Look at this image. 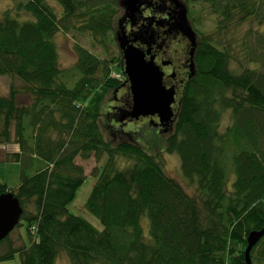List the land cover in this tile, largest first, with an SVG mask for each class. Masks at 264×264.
<instances>
[{
  "label": "trees",
  "instance_id": "16d2710c",
  "mask_svg": "<svg viewBox=\"0 0 264 264\" xmlns=\"http://www.w3.org/2000/svg\"><path fill=\"white\" fill-rule=\"evenodd\" d=\"M8 1L0 77L17 79L30 101L18 103L13 88L0 95V145H15L5 157L20 166L17 188L0 184V195L18 201L14 228L24 222L29 244L17 236L14 246L8 235L0 262L18 255L20 264H56L65 255L68 264H246L247 236L264 228V0H178L205 7L214 24L196 32L192 73L166 131L165 152L177 154L192 194L166 174L160 153H145L123 132L128 91L100 121L107 94L127 88L116 42L121 0H55L59 11L48 0ZM70 31L88 34L104 55L110 41L118 55L74 44L75 62L62 69L54 37ZM103 155L85 204L99 231L67 207L86 178L76 159ZM248 256L264 264V234Z\"/></svg>",
  "mask_w": 264,
  "mask_h": 264
},
{
  "label": "rangeland",
  "instance_id": "374dc122",
  "mask_svg": "<svg viewBox=\"0 0 264 264\" xmlns=\"http://www.w3.org/2000/svg\"><path fill=\"white\" fill-rule=\"evenodd\" d=\"M48 3L53 6L57 11L59 8L61 9L60 5L56 3L55 0H48ZM10 2L8 0H0V14L9 6ZM183 4V3H182ZM187 12H190V21H191V28L194 33H201V34H208L213 30V17L210 16L207 12L205 7H202L200 4H193L186 7ZM122 13V12H121ZM120 14V13H119ZM118 15L117 18H119ZM260 31L264 33V24L259 28ZM197 35V34H196ZM179 41V39H177ZM55 45L57 47L58 53V61L59 65L62 69L70 68L73 63L75 62V54L73 52V45L78 44L92 53L96 54L98 57L103 58H113L118 55V48L115 44L111 43L110 41L106 43L107 52H101V49L93 45L91 43V39L88 34H79L74 31H70L66 34L57 33L54 37ZM174 45V44H172ZM173 49L178 54H175L172 50L167 53V57H171L173 59H180L182 60L185 57L184 49L179 51V46L176 44V47ZM10 88H13L16 92V98L18 103L28 104L30 101V97L27 95L25 91V87L22 83H20L17 79L10 77V76H1L0 77V95L5 96L7 95ZM127 88L122 87L119 91L116 90L117 97H123L124 94L127 92ZM121 95V96H120ZM118 105L119 103L115 102L114 98L110 96V93L107 94L100 110V121L101 123H105L107 118L105 115L109 112V108L113 105ZM175 108V105L173 106ZM228 112H225L221 121V132L225 130L226 127L229 126V116ZM114 126L115 123L112 122ZM123 132L133 134L134 142L147 154L155 155L160 153V162H162L164 170L166 174L173 178L176 182H178L188 193H193V188L188 186L185 181L183 180L180 172V162L176 153H166V138L168 136L166 133H161L158 129H156L149 121L144 119H139L137 121L126 122L122 127ZM104 138L107 139V133L104 131L103 134ZM2 146L3 155L10 150L15 149V145L13 144H3ZM1 157V155H0ZM106 160V155H103L98 159V162L95 161L94 157H90L87 161H82L76 159V162L83 167L84 174L86 176L83 184L77 190L73 201L68 205L67 210L70 214L80 217L90 225H92L95 229L101 230V225L99 221L93 217L85 208L86 201L89 197V194L92 190L93 185L96 182V176L93 175V171L95 167H102ZM127 164L128 162L124 159L120 160V165ZM19 177H20V166L10 160L0 159V184H4L10 190H15L19 185ZM233 179L231 173L228 175V180L231 182ZM21 226L14 228L12 232H10L9 237L10 242L14 244V246H19L20 241L22 245L27 246L29 244V240L26 237L24 222L20 221ZM142 229L145 235H147L148 231V221L143 219L142 221ZM17 236L21 237V240L18 242ZM5 247V245L0 247V251ZM64 257H59L56 261V264H68L65 255ZM0 264H20L18 255H15L12 260L0 262Z\"/></svg>",
  "mask_w": 264,
  "mask_h": 264
},
{
  "label": "water",
  "instance_id": "95a60500",
  "mask_svg": "<svg viewBox=\"0 0 264 264\" xmlns=\"http://www.w3.org/2000/svg\"><path fill=\"white\" fill-rule=\"evenodd\" d=\"M177 8L174 25L176 30L187 39L188 48V70L192 73V56L196 44V34L192 30L187 18L184 5L178 0H172ZM141 0H121L120 6L125 11V17L133 20ZM120 24V21H119ZM137 38L129 40L127 35L120 29L116 33V42L121 53L122 72L126 78L127 90L130 97V109L122 112L119 123L125 121H137L142 118H157L155 126L166 133L167 128L174 121L173 105L175 104L174 87L163 85V72L149 56L150 49L142 50L134 46ZM146 56L148 58L146 59ZM167 65L162 62L161 66ZM21 216V208L18 201L11 194L0 195V241L6 238L14 229ZM264 234V228L260 231L251 232L246 239L247 247L244 252L246 264H251L249 251Z\"/></svg>",
  "mask_w": 264,
  "mask_h": 264
},
{
  "label": "flooded vegetation",
  "instance_id": "af4514ba",
  "mask_svg": "<svg viewBox=\"0 0 264 264\" xmlns=\"http://www.w3.org/2000/svg\"><path fill=\"white\" fill-rule=\"evenodd\" d=\"M121 12L117 19V30L121 29L129 40L136 37L137 40L134 46L142 50L150 49L149 56L154 57L155 63L160 66L164 74L163 85L167 88L174 87L176 93L175 100H177L178 92L188 74L189 44L187 39L176 30L174 25L177 12L174 3L172 0H145L140 5L138 13H136L132 21L125 17L124 9ZM139 33L142 34L139 35ZM176 44L180 48L179 51L182 49L185 51V57L182 60L173 59L170 56L167 57V53L171 50L175 54L179 53L173 49V47H176ZM147 58L148 56H146ZM162 62H166L167 65L161 66ZM113 98L119 104L113 105L111 108L123 106V97L113 96ZM143 119L149 121L152 126L161 131L159 127L155 126L157 123L156 117Z\"/></svg>",
  "mask_w": 264,
  "mask_h": 264
},
{
  "label": "crops",
  "instance_id": "0c3cea01",
  "mask_svg": "<svg viewBox=\"0 0 264 264\" xmlns=\"http://www.w3.org/2000/svg\"><path fill=\"white\" fill-rule=\"evenodd\" d=\"M1 147L2 146H0V155H1L0 159L2 160V159H5V156L3 155V152H2V150L4 149L3 148L1 149Z\"/></svg>",
  "mask_w": 264,
  "mask_h": 264
}]
</instances>
